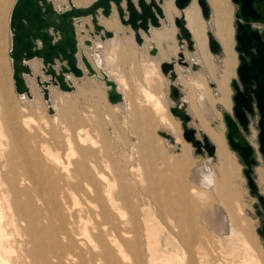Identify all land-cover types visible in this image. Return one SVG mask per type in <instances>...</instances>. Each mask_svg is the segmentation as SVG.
Segmentation results:
<instances>
[{
    "label": "rangeland",
    "instance_id": "rangeland-1",
    "mask_svg": "<svg viewBox=\"0 0 264 264\" xmlns=\"http://www.w3.org/2000/svg\"><path fill=\"white\" fill-rule=\"evenodd\" d=\"M5 1L4 5L14 2V0ZM168 2L172 5V11L168 15L169 23L165 24L163 30L159 32L168 34V37L163 36L166 38L164 40L168 41L169 45L165 44L170 47V50L164 51L165 44L162 42L158 44L161 46V56L166 60H169L171 56L177 58L179 51L175 38L177 29L173 23V17L179 13L173 5V0ZM193 3L199 10L202 23H206L204 29L206 48L211 62L206 63L202 59V64L197 61L196 67L192 68L193 61L188 55L189 51L196 50L193 40V49H187L186 46L182 49L188 57L185 55L187 62L181 69L187 68V71L182 74L183 71H180L176 65L178 76L169 80L168 75L165 78L160 71L159 54L152 55L145 47L141 46L137 49L134 46L133 61L122 49L121 51L119 49L102 51L104 66L113 73L124 94V99L114 105L107 101L102 79L95 80L93 75L83 74L82 78L75 82L73 91L61 90L53 84L39 83L38 80L43 81L48 75L41 69L37 58H34V65H31L32 74H26L27 83L31 87L30 95L27 94V97L17 95L11 76V61L7 54L10 44L9 10L8 7L4 8V47L3 54L0 56V202L4 205L6 212L4 219L0 221L3 232L13 230L9 224L10 211L8 212L6 205L8 204L6 199L11 198L6 181H9L13 174L12 161L14 160V167L20 174L23 170L21 162L25 159V154L28 155L31 151L42 154L48 150L63 162L70 158L72 162H85L89 165L93 163L108 178L115 170L122 174V179L117 182V186L121 184L126 187L128 198L130 195L131 206L126 212L131 211L139 215L145 264H153L147 248V227L153 228L159 222L166 228L176 224L187 231L197 229V243L201 244L206 251L209 264H256L253 261L255 257L258 263L264 264V232L258 231L264 218L262 207L256 195L249 191L246 177L242 172L244 164L241 158L227 143L226 127L222 117L223 110L232 113L231 96L234 88L231 85V79L236 78L235 68L238 63L237 50L234 49L235 4L230 0L228 2L232 17L235 65L233 74L226 85L227 102L226 104L215 102L212 105L208 98L207 102L214 118L211 121L206 120L207 129H204L202 115L203 120L193 113V101L202 91L196 83L201 85L204 82L210 89V97L214 100L219 98L221 92L214 80L218 79L223 72V51L221 46L212 53L208 48L207 32L211 31L214 36L212 26L207 23L212 14L210 0H207L210 7L209 16L204 18L201 16L196 0H193ZM128 43L136 44L133 39L128 40ZM83 46L86 45L83 43ZM146 57H150L148 61ZM210 65L212 71L208 70ZM206 70L211 79L207 77L208 75L206 76ZM169 81L178 86L179 94L176 99L169 96ZM44 87L48 90L53 106L52 112L47 110L48 103L43 95ZM144 89L147 90L144 91ZM186 97L189 101H186ZM189 97H192L193 101ZM152 103H159L161 109L156 111ZM173 104H180L185 108L190 115L188 125L195 128L198 137L207 135L209 141L215 146V153L210 155L205 150L203 153H196L191 142L186 143L187 140L185 141L182 136L180 119L169 111V106ZM164 114L179 123L181 136L179 142H175V137L166 130V124L162 119ZM257 119L258 113L255 110L254 115L250 116L249 132L246 133V137L255 148L258 146ZM159 130L166 131L168 136L162 135ZM215 130L222 133L233 163L225 180L227 184L223 187L221 185L223 174L216 157V145L210 135ZM11 152L15 156L10 161L8 154ZM34 158L30 156L31 161ZM263 162L261 153L257 151V167H261L262 172ZM197 167L212 170L218 180L217 187L222 189L220 191L215 190L214 187L203 189L202 198H197L193 193V188L201 189L193 179V170ZM253 176L256 180V174L253 173ZM4 180L6 183L3 182ZM156 195L162 201V205L172 208V212L168 214L159 207L155 200ZM181 201L184 203L182 204ZM229 212L231 218L228 215ZM167 219L172 221L169 223ZM243 239L250 243L251 251L248 252L243 248ZM178 243L181 242L178 241ZM162 250L161 248L158 253L160 257L167 255ZM167 256L171 260V257Z\"/></svg>",
    "mask_w": 264,
    "mask_h": 264
},
{
    "label": "bare ground",
    "instance_id": "bare-ground-1",
    "mask_svg": "<svg viewBox=\"0 0 264 264\" xmlns=\"http://www.w3.org/2000/svg\"><path fill=\"white\" fill-rule=\"evenodd\" d=\"M228 2L229 0H210L212 14L211 18L207 22L212 26L214 36L221 44L223 51V72L218 79L214 80L218 84V88L221 94L218 99H212V97H210L211 95L209 94L210 89L206 87L207 85L204 82H201V85L196 83L197 86L202 89L199 97L196 99L194 98L195 101L191 99L192 97H189L194 102V115L200 116V118L202 115L204 119L203 120L201 118L204 121H201L202 127L204 129H207L206 120L211 121L214 118V114L210 110L207 102L208 98L210 99V101L208 100L209 103H212V105L215 102L226 104V85L229 77L233 74L234 71L235 54L233 51L232 39V17ZM5 3V0H0V7ZM63 7H66V5L61 4L58 9ZM162 7L164 14L166 12L167 16L170 15V12L172 11L171 2H168V0H163ZM175 8L180 14L179 9L176 6ZM183 11L186 25L191 33V37L194 38L192 39L195 41L196 46L195 51H189V58L192 61H198L201 64L203 62L202 59L206 63L211 62V57L208 55L206 48V37L204 32L206 23H202L199 10L196 8L193 0H190L189 4L184 8ZM166 14L165 19H161V25L153 28L158 29L163 24H168ZM101 16L103 15H98V19ZM110 16H103V18L105 19V26H109L108 21L110 22ZM82 17L83 16L74 19V22L77 21L79 26L81 25L80 19ZM88 18L90 21L89 16ZM99 21L101 20L99 19ZM83 28H85L86 30L89 29V27L84 26ZM81 29L82 28H80L79 30V34L84 35L85 32L83 29L82 32ZM91 32L92 31L89 30V35ZM143 34L147 37L151 36V34L147 35L144 32ZM163 35L165 37H168L167 33ZM114 36L115 34L111 37H105L104 39L100 40L104 41L106 38L111 39ZM152 42H149L150 47L154 45V42ZM142 44L138 45L141 46ZM91 45L92 42L90 45L86 46L90 49ZM98 47H101V45L97 42L90 50L92 51L91 56L93 58L92 60L94 62V65L100 72L99 75L97 69L94 67L96 69V73L93 75V77L99 80L102 79L103 73L106 74V70L103 58L100 53V48ZM178 47L180 49L179 43ZM166 50H170V47L167 45ZM209 51L212 53L210 49ZM79 52L81 51L78 50V57ZM155 54H157V51ZM155 54L152 53V55ZM185 55L186 54L184 53V57ZM188 56L186 55V57ZM34 60L35 59L26 60V62L29 65L33 66ZM79 62L82 64V68H84L83 63L81 61ZM176 65L179 67L180 71H183L181 69V67H184L183 64H179L175 58L174 67L177 73ZM208 70H213L211 65L209 66ZM161 73L163 74L162 71ZM163 75L167 76L165 74ZM71 76L73 78H70L69 76V79L72 83L73 89H71L70 91H73L76 86V80H80L82 77H75L73 75ZM184 84L187 86L186 82H184ZM105 88H107L106 85ZM30 89L31 87H29L28 90L29 95L31 93ZM105 92L107 98L106 89ZM16 94L27 97L26 92H16ZM44 99L48 103L46 104L47 110L52 112L53 106L50 101L49 95L47 94V96H44ZM185 99L186 101H189L187 97ZM109 103L116 104L111 102ZM152 104H154L153 108L156 111H159L161 109L159 103ZM162 117L164 123L166 124V130L175 137V142H179L181 140L179 123L169 117L167 114L162 115ZM210 135L212 141L216 145V157L218 159L217 161H219L218 163L220 165V170L223 174V181L221 184L223 187L225 186V184H227L225 180L229 172L231 171V167L233 166L232 158L223 141L224 137L222 133L216 132L215 130L214 132L212 131ZM186 143L189 144L190 142L186 141ZM257 151L258 150L256 148V153ZM14 156V153H9V160L11 161ZM30 156H34L35 158L31 161ZM13 161L11 163L13 174L11 176V179L9 181H6L8 185V193L11 194L10 200L6 199L8 203L6 205L8 212L10 211L9 224L11 225L13 230L3 232V229H1L2 225H0V264H145L141 242L142 227L138 222L139 215L129 211V209V213L126 212L127 208L131 206L129 201L130 195L128 198V194L125 191L126 187L122 186L121 184L117 186V182L122 179L121 173L115 170L108 178L106 175H103L98 170V168L93 165V163H90L89 165L85 162H72L70 161V158L66 162H63L60 161L59 157L52 155L48 150H45L42 154H37L36 151H31L30 153H28V155L25 154V159L21 162V164L23 165V170L20 174L17 173ZM100 166L102 165L100 164ZM257 166L258 164H256L254 167V175L256 174L255 181L260 192L264 193V167L262 172L261 167ZM113 167L114 166H112V168ZM107 169L110 171L108 167ZM193 179L196 180L197 185L201 188H193L194 195H196L199 199H201L202 194H204L203 189H209L210 187H214V189L217 191H220L222 189V187L221 189L217 187L218 180L213 171L209 170L208 168L197 167V169H194ZM3 182H5V180ZM155 200L158 202L159 207L167 211L168 214L172 212V208L166 205H162L163 203L157 197V195L155 197ZM5 213V207L0 202V221L4 219ZM161 214L163 215V213ZM230 214L231 213L229 212L228 215ZM179 219H181V217H179ZM171 221L168 222L170 223ZM196 230L191 229L190 231H187L185 228L178 227L176 224L172 225L169 228H166L160 222L153 228L147 227V248L151 258L153 259V264H209L210 261L206 251L203 249L201 244L197 243L198 231ZM178 241L181 243H178ZM242 245L243 248L246 249V251H251L252 246L246 239H243ZM161 248L163 249L162 251H164L165 254L171 257V260H169L167 255H164L162 257L158 255ZM255 258H253L254 263L260 264Z\"/></svg>",
    "mask_w": 264,
    "mask_h": 264
},
{
    "label": "water",
    "instance_id": "water-1",
    "mask_svg": "<svg viewBox=\"0 0 264 264\" xmlns=\"http://www.w3.org/2000/svg\"><path fill=\"white\" fill-rule=\"evenodd\" d=\"M111 1L115 4L118 18L123 25H128L133 30L134 39L142 44L143 36L140 31L150 34L151 27L161 25V19H165L162 3L163 0H136L137 9L133 0H91L85 5H74L72 0H67L69 6L56 8L52 0H14L9 13L10 47L12 78L14 89L18 93L26 92L29 95L25 74L31 75L32 69L26 60L37 58L43 72L48 75L42 84H53L61 90L73 89L69 76H83L84 72L94 75L96 69L90 63L77 43V32L74 19L81 16H89L92 24L90 37L83 41L90 45L96 35L100 39L114 35L113 30L107 29L99 21L98 15L109 17L112 11ZM235 4V49L238 54L236 66L237 78L231 79L234 88L232 93V113L223 110L222 117L225 124V136L231 149L235 150L241 158L244 166L242 172L246 177L249 191L255 194L264 215V194L260 193L253 176L254 167L257 164L256 148L246 137L249 132L250 116L258 113L257 119V149L264 160V0H231ZM190 0H173L180 14L174 16V24L177 27L175 36L180 45L176 61L185 64L183 47L193 49V39L186 25L184 8ZM203 17L209 16L210 7L207 0H196ZM100 8V11L99 9ZM84 27H89L85 21ZM82 31V29H81ZM83 32V31H82ZM208 34V46L213 52L221 46L211 31ZM78 50L79 57H78ZM157 47L152 45L149 53L155 54ZM175 57L160 63L163 74L168 75L169 80L177 73L174 67ZM83 63L84 68L79 65ZM192 62V68L196 67ZM102 79L107 86V100L118 103L123 100L122 93L117 88V82L107 74H102ZM48 90L43 89V95L47 96ZM179 89L172 81L169 82V96L176 99ZM173 115L178 116L182 126V136L195 147L194 152L213 154L215 146L206 134L198 137L195 128L188 125L189 113L180 104L169 106ZM159 132L168 136L164 130ZM264 167V162H263ZM259 233L264 232V218Z\"/></svg>",
    "mask_w": 264,
    "mask_h": 264
},
{
    "label": "crops",
    "instance_id": "crops-1",
    "mask_svg": "<svg viewBox=\"0 0 264 264\" xmlns=\"http://www.w3.org/2000/svg\"><path fill=\"white\" fill-rule=\"evenodd\" d=\"M72 2H73L74 5H85V4L89 3V2H91V0H72ZM133 2L135 4V7L137 9H139V7H138V5L136 3V0H133ZM53 3H54V6L56 8H58L61 4H65L66 7H68V4H67L66 0H53ZM12 4L13 3H8V4L4 5L2 8L0 7V56H2V54H3V47H4L3 46V35H4V31H5L4 30V24H5V22L3 20V12H4V8L5 7H8V10H9V13H10ZM121 5L122 6L125 5V0H121ZM111 8H112V13H111V16H110V22L108 21L109 26H107V25L105 26V24H104L105 19L103 18V16L99 17V19L101 20L100 22L105 26V28L113 30L115 36L113 38H111V39L106 38L104 41H102V40H100L99 36L96 35L95 38L92 39V45H91L90 49L93 48L94 47V44L98 42V43H100V45L102 47V48L101 47H98V48H100V53H102V51H105V50H108V49H110V50H116V49L118 50L119 49L120 51L122 49V50H124L125 54L127 56H129L130 59L133 61L135 59V49L134 48L136 47L138 49V48H141V46H142V47H145L149 51V48H150L149 42H152L153 41L154 43L153 42L152 43L157 47V49H158L157 50V53L159 54V58H160L159 61H158V64H160L161 61L166 60V58H162V56H161V53H160L161 46L160 45L158 46V44L161 43V42L164 43V44L167 43L169 45L168 41L164 40L166 38H164L163 34L161 32H159V31H162L163 30V28L165 27L164 26L165 24H163L158 29H155L153 27L150 28V34H151L150 37L145 36L143 34V32H141V35L144 38V42H143V44L141 46H139L136 42H135L136 43L135 45H130L128 43V40H131V41H132V39L134 40L133 31L129 28L128 25L123 26V25L120 24V22L118 20V17H117V13L115 11V4L112 1H111ZM98 9L100 11V8H98ZM165 14H166V12H165ZM166 17H167V20H168V23H169V17L167 16V14H166ZM85 21L89 24V29L88 30H86L82 26V24ZM80 22H81L80 23L81 24L80 26L78 25V22L77 21L74 22L76 31L78 33V45L81 48V50L84 52V54L87 56V58L89 59V61L91 62V64H93V67H95L94 62L92 60L93 58L91 56L92 51L89 49V47H87V46L84 47L83 46V40L86 37H90V35H89L88 32H89V30H92V25H91V23L89 21L88 16H83L80 19ZM80 28H82L84 30V32H85L84 35L79 34ZM8 30H9V23H8ZM167 44H165V49H163L164 51H168V50H166V45ZM9 46H10V44H9ZM8 50H9V47L7 49V54H8ZM143 55H144V53H143ZM149 58L150 57H146V61H148ZM170 58H169V60H170ZM79 65L82 67V64L80 62H79ZM95 68L97 69L98 74L100 75V72H99L98 68L97 67H95ZM105 70H106V74L109 77L113 78L117 82V88L122 93V96H123V99H124V94H123V91L120 89L118 80L115 77H113V73H111V71L108 68L105 67ZM183 71L184 72H182V74L186 72L185 69H183ZM193 71H194L193 73H195V70H193ZM196 72H198V71H196ZM206 73H207L206 76L208 75L207 77L210 78V74L207 72V70H206ZM11 76H12V73H11ZM70 78H73V77L70 75ZM165 78H166V76H165ZM94 79H95V77H94ZM142 79H143V77H142ZM145 90H147V89H144V91ZM149 94L152 95L151 92H149ZM111 105H114V104H111Z\"/></svg>",
    "mask_w": 264,
    "mask_h": 264
}]
</instances>
